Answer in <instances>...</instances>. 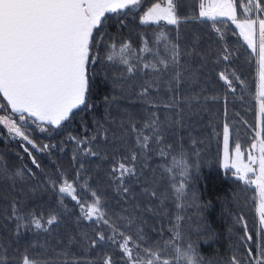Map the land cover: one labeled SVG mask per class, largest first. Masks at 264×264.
<instances>
[{
  "label": "trees",
  "instance_id": "trees-1",
  "mask_svg": "<svg viewBox=\"0 0 264 264\" xmlns=\"http://www.w3.org/2000/svg\"><path fill=\"white\" fill-rule=\"evenodd\" d=\"M153 3L164 6L166 0H141L138 9L124 16L106 14L105 41L98 51L93 50L99 59L90 65L87 107L73 110L59 128L48 126L41 133L34 124L28 126L38 146H51L47 151H36L26 145L39 167L32 164L19 138H9L0 125V264H23L25 256L37 264H103L109 255L115 264H128L119 249L122 239L115 245L106 241L92 246L98 228L106 237L113 233L103 221L83 219L80 206L58 192L65 180L76 189L85 207L94 202L93 191L99 195L112 223L132 238L129 247L137 258L145 256L143 249L147 247L169 258L170 264H181L175 260V248L191 245L198 264H233V259L252 264L257 244L264 246V233L257 238L260 226L255 186L238 180L234 169L222 167L226 122L230 127L229 157L234 155L237 142L245 163L254 153L256 56L230 21L220 18L215 30L213 22H201L199 0H176L178 15L183 18L178 28L163 22L160 27L140 25L139 17ZM247 3L233 0L238 16L244 14ZM161 28L180 49L179 66L163 69L157 64L160 71L139 70L143 65L133 58L130 62L138 70L129 75L126 66L119 63L118 50L123 43L130 44L140 56L144 37L149 48L170 59L164 42L154 43ZM112 43L117 56L109 61ZM225 47L230 50V62L221 59ZM143 58L146 62L155 59L151 53H144ZM177 70L182 73L178 87L173 82ZM221 71L229 76L235 73V93L219 79ZM145 88L147 94H142ZM8 116L19 119L0 96V117ZM153 119L161 143L151 128H144ZM133 125L149 136L147 150L137 145ZM73 136L86 140L96 136L95 141L79 149L94 148L98 155L85 156L69 139ZM140 140L142 144L143 136ZM133 153L137 155L135 161L131 159ZM174 157L187 163L186 180L180 168L173 166ZM120 162L135 166V177L127 184L134 198L127 197L114 179L113 168ZM249 176L253 178L251 173ZM182 183L183 195L177 191ZM33 213L44 221L55 215L57 223L48 232L36 230L31 224ZM245 225L252 236L247 244L242 239Z\"/></svg>",
  "mask_w": 264,
  "mask_h": 264
},
{
  "label": "snow or ice",
  "instance_id": "snow-or-ice-1",
  "mask_svg": "<svg viewBox=\"0 0 264 264\" xmlns=\"http://www.w3.org/2000/svg\"><path fill=\"white\" fill-rule=\"evenodd\" d=\"M141 5V0H0V96L7 101V106L11 112L18 116V121H14L11 116L0 117V125L4 126L9 134V138H19L21 147L32 158V164L39 167L32 152L26 147L31 145L36 151H47L51 146L44 144L42 147L34 142V138L29 134L28 126L35 125L41 132L48 130V126L59 128L63 122L70 119L73 110L87 107V93L90 88L91 67L99 59L93 55L94 48L98 51L99 45L105 41L103 26L108 19L106 14L117 16L127 15ZM127 10V11H125ZM204 20L215 22L224 18L223 22L230 21L235 26L240 38L251 50V54L257 57V92L258 111L256 113L257 123L253 139L256 141L252 148L258 150V156L250 154L248 163L244 162L241 151V144H235L234 155L229 160L230 127L226 122L223 126V151L225 161L223 166L234 169L237 179L246 185L255 186V212L258 217L260 231L264 233V0H248L245 5V12L242 16L237 15L233 0H199V17ZM165 25L176 26L183 22V18L178 15L176 0H166V4L153 3L139 17L140 25ZM99 37V39H97ZM223 39V37H221ZM142 47L139 49L140 56L136 55V50L128 43H123L119 48V63L126 66L129 75L134 74L138 68L130 61L135 58L137 64H142V69L160 71L157 64L163 69L169 66H179L180 49L171 41L167 33L160 29L156 35L155 44L164 42V51L170 59L161 58L158 49L149 48L148 41L141 37ZM112 49L107 56L109 61H114L117 56L115 43L109 45ZM144 53H151L155 59L143 58ZM223 61L230 62V50L225 47L221 53ZM182 73L177 70L173 77V82L178 87L181 82ZM231 76L225 75L223 71L219 73V79L228 86V89L235 93L236 88ZM236 80L243 86V81L236 76ZM171 83V82H170ZM142 94H147V88L142 90ZM173 107V105H165ZM144 128H151L152 135L157 138V143H161L162 137L158 135L159 128L156 119L151 123H146ZM23 129V130H22ZM132 131L137 135V145L147 150L149 136L143 135V130L137 131L133 125ZM143 136L141 144L140 137ZM76 142L77 147L82 144H91L97 139L96 136L90 140L69 137ZM85 156H97L94 148L79 149ZM162 156L165 155L161 149ZM75 158V157H74ZM131 159L135 161L137 155L132 154ZM257 165V167H253ZM173 166L179 167L181 175L187 178V163L181 159L173 158ZM83 168V163H81ZM114 179L118 181V188L122 189L127 197L135 196L131 187L127 186L128 179L135 177L134 165H126L120 162L113 168ZM252 174L255 178L249 176ZM16 175H20L19 172ZM80 173H77L79 176ZM87 183V182H85ZM185 185L182 183L177 189L183 195ZM145 193L147 189L144 190ZM60 194L71 197L80 206L83 219L99 223L103 221L108 229L113 233L105 236L104 231L97 229V238L92 246L103 245L106 241H111L115 245L118 239L119 249L127 257L128 264H170L169 258H163L159 252H153L145 247V256L137 258L132 255V248L129 247L131 237L118 229L102 208V201L99 195L93 191L94 202L87 207L84 206L83 199L78 197L76 189L66 180L58 188ZM63 195L61 199H63ZM154 195V193H153ZM13 213L17 209L13 206ZM31 224L36 230L44 232L50 231L52 225L57 223V217L52 215L46 221L44 218L31 214ZM23 220V217H18ZM177 219H180L177 217ZM241 219H244L243 217ZM246 238V239H245ZM244 242L247 244L252 240V236L245 225ZM139 247V245H134ZM193 250L192 246H188ZM179 246L175 248V260L180 261L177 254ZM248 256L252 258L249 247ZM23 264H37L36 261L27 256L23 259ZM103 264H115L112 256H106ZM233 264H241L233 259ZM252 264H264V246L257 244V255L252 258Z\"/></svg>",
  "mask_w": 264,
  "mask_h": 264
},
{
  "label": "clouds",
  "instance_id": "clouds-1",
  "mask_svg": "<svg viewBox=\"0 0 264 264\" xmlns=\"http://www.w3.org/2000/svg\"><path fill=\"white\" fill-rule=\"evenodd\" d=\"M177 254L180 256L181 264H198V257L194 249L180 247Z\"/></svg>",
  "mask_w": 264,
  "mask_h": 264
},
{
  "label": "rangeland",
  "instance_id": "rangeland-1",
  "mask_svg": "<svg viewBox=\"0 0 264 264\" xmlns=\"http://www.w3.org/2000/svg\"><path fill=\"white\" fill-rule=\"evenodd\" d=\"M256 59H257V57H256ZM258 84V79H257V65H256V85ZM256 92H257V86H256ZM258 97H257V95H256V113H257V111H258ZM256 123H257V117H256ZM255 131H260V129H257L256 127H255ZM254 155H257L258 156V150L257 149H254V153H253ZM232 157H229V160L231 159ZM224 161H225V157H224V151H223V157H222V167L223 168H225L224 166H223V164H224ZM255 167H257V165H255ZM255 177L253 176V178L252 179H254Z\"/></svg>",
  "mask_w": 264,
  "mask_h": 264
},
{
  "label": "water",
  "instance_id": "water-1",
  "mask_svg": "<svg viewBox=\"0 0 264 264\" xmlns=\"http://www.w3.org/2000/svg\"><path fill=\"white\" fill-rule=\"evenodd\" d=\"M2 97V96H1ZM2 99H3V97H2ZM4 100V99H3ZM5 101V100H4ZM6 103H7V101H5Z\"/></svg>",
  "mask_w": 264,
  "mask_h": 264
}]
</instances>
